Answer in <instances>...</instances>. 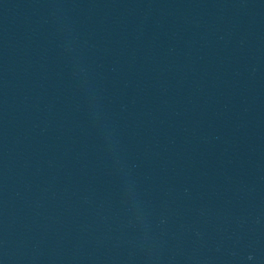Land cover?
I'll return each instance as SVG.
<instances>
[{"label":"water","instance_id":"1","mask_svg":"<svg viewBox=\"0 0 264 264\" xmlns=\"http://www.w3.org/2000/svg\"><path fill=\"white\" fill-rule=\"evenodd\" d=\"M0 264H264V0H0Z\"/></svg>","mask_w":264,"mask_h":264}]
</instances>
